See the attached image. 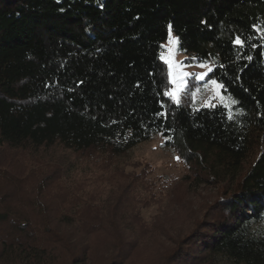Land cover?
Returning <instances> with one entry per match:
<instances>
[{
  "label": "trees",
  "instance_id": "trees-1",
  "mask_svg": "<svg viewBox=\"0 0 264 264\" xmlns=\"http://www.w3.org/2000/svg\"><path fill=\"white\" fill-rule=\"evenodd\" d=\"M168 24L246 115L185 100L152 122L174 108ZM253 25L264 0H0V264H264V48L230 44L259 37ZM157 134L196 186L218 189L174 238L144 219L154 198L119 161Z\"/></svg>",
  "mask_w": 264,
  "mask_h": 264
},
{
  "label": "rangeland",
  "instance_id": "rangeland-1",
  "mask_svg": "<svg viewBox=\"0 0 264 264\" xmlns=\"http://www.w3.org/2000/svg\"><path fill=\"white\" fill-rule=\"evenodd\" d=\"M166 43L167 39L163 44ZM184 58L182 53L176 57L178 60ZM186 63L190 62L186 61ZM208 63L212 66L211 62ZM185 70L199 73L206 69L193 66ZM192 82V84L197 83L194 80ZM206 96V92L198 94L196 103H191V106L201 107ZM162 142L163 138L157 134L150 141L131 149L119 161L127 174L141 177V195L151 194L154 198L150 206L142 211L144 219L150 222L157 215L156 218H159L157 220L163 223L165 229L161 238L167 234L174 238L180 233L185 235L194 222L202 218L206 206L214 201L218 189L204 184L196 186L187 166L182 160L178 162L175 159L178 155L174 151L162 147ZM185 176H190L191 179L189 178L188 181ZM164 242L168 244V240Z\"/></svg>",
  "mask_w": 264,
  "mask_h": 264
},
{
  "label": "snow or ice",
  "instance_id": "snow-or-ice-1",
  "mask_svg": "<svg viewBox=\"0 0 264 264\" xmlns=\"http://www.w3.org/2000/svg\"><path fill=\"white\" fill-rule=\"evenodd\" d=\"M252 27L257 33H260L259 37L249 36L247 38H242L241 35H235V37L230 40V44L234 49L250 47L255 50L264 48V29L258 25H253ZM255 38L260 39V44L252 43ZM159 47L162 49L159 54V60L162 61L166 68L164 77L165 86L162 95L169 99L174 108L168 109L162 104L161 108H164L165 110L158 111L154 114L155 119L152 121L153 123H155L156 120H167L172 118L174 113L178 114V112L186 106L184 103L185 100H190L192 104H195L197 95L202 92H206L207 96L203 98L201 107L194 108L193 111L198 113L201 111V108L214 110L220 107L227 110V119L229 121H234L238 115H246L245 110L242 107L236 108L237 105L241 104L239 99L235 98L232 94L225 95V93L228 92V85L225 83V77H217L216 69L209 65L207 59L201 60L196 56H186L184 60L176 59L180 52L186 51V49H183L180 46V38L173 35L172 24L167 25V43L161 44ZM243 58L249 63L254 61L252 55H244ZM237 59H240V56H237ZM186 61H190V63H186ZM193 66L206 70L199 73L185 70ZM217 67L226 72L228 66L220 63ZM245 67H247V65H245ZM240 71H243V69H240ZM239 79L240 77L238 76L234 77V80ZM193 80L197 83L192 84L191 81ZM187 106L191 107V104ZM161 127L163 128L160 132L161 136L166 143L170 142L173 137L165 136L164 133L174 130L169 129L166 126ZM175 159L179 162L181 156H176ZM260 218L264 219V214H261Z\"/></svg>",
  "mask_w": 264,
  "mask_h": 264
}]
</instances>
